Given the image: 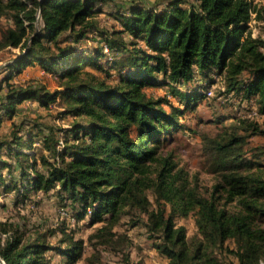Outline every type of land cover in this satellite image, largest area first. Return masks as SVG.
I'll use <instances>...</instances> for the list:
<instances>
[{
  "label": "trees",
  "instance_id": "trees-1",
  "mask_svg": "<svg viewBox=\"0 0 264 264\" xmlns=\"http://www.w3.org/2000/svg\"><path fill=\"white\" fill-rule=\"evenodd\" d=\"M109 1L0 0V17L8 14L15 24L2 32L0 50L19 48L15 62L5 68L8 79L39 63L62 80L53 91L43 84H9L0 96V127L5 117L19 114V104L27 100L48 107L63 98L74 118L61 140L43 137L38 124L14 123L10 138L0 139V195L15 192L27 198L31 192L53 191L76 211L79 221L89 217L90 223L107 222L110 228L126 207L127 213L140 208L148 215L155 248L170 264H220L216 251L230 238L237 243L232 251L240 264H262L264 152L249 157L245 144L264 129L241 119L224 125L216 136L203 137L206 170L218 177L209 196L191 184L174 151L163 150L185 127V113L195 110L219 80L223 93L254 100L264 115V39L250 30L253 15L264 21V3H133L119 16L123 27L103 38L101 48L81 50L98 5ZM39 21L43 25L37 29ZM125 33L130 42L123 38ZM123 48L127 55L121 58L116 79L83 68L90 64L102 71L101 57L112 60L111 54ZM159 84L169 87L178 104L168 96L147 93L149 86ZM39 142L52 161L42 150L38 153ZM148 190L156 195L155 209L150 210ZM191 213L201 234L192 244L186 228L176 222L177 216ZM69 238V246L53 248L26 241L0 221V257L4 264H75L80 246ZM52 250L65 260L52 262L47 255Z\"/></svg>",
  "mask_w": 264,
  "mask_h": 264
},
{
  "label": "rangeland",
  "instance_id": "rangeland-1",
  "mask_svg": "<svg viewBox=\"0 0 264 264\" xmlns=\"http://www.w3.org/2000/svg\"><path fill=\"white\" fill-rule=\"evenodd\" d=\"M167 1L110 0L98 5L100 11L95 12L92 16L94 27L88 29L81 46H78L81 47V50L101 48L103 38L123 27L119 16L126 13L131 4L142 2L144 5L158 4L160 6ZM255 2L264 3L260 0H255ZM14 25L12 17L8 14L0 17V37L4 30ZM42 25L43 23L39 21L36 23V28L40 29ZM250 27L253 36L264 39V21L257 20L253 15ZM123 38L126 42L132 40L129 33H125ZM67 42H71V40L64 44ZM139 46H144V43L139 41ZM18 53V47L8 46L0 50V96L5 93L9 84L13 83L43 84L51 91L61 87V77L56 73L46 71L39 63L26 66L20 74L15 73L11 79H8V71L5 68L15 62ZM126 55L127 53L123 48L111 54L112 60L110 57H101L100 61L104 65L102 71L96 70L90 64H84L83 68L94 71L101 76L116 79L119 75L121 58ZM223 85L222 81L219 80L215 86L210 87L209 90L212 91H207L204 100L195 110H189L185 113L181 119L185 127L175 134L169 146L163 150L164 154L170 150L174 151L179 166L185 168L191 184L196 186L198 191L205 196L210 195L218 177L206 170L208 155L203 150V137L216 136L223 132L224 125L238 123V120L241 119L256 123L261 129H264V115L257 111L256 102L244 100L239 95L223 93L225 90ZM168 91L169 87L163 84L147 88V93L151 96H168L169 100L178 104ZM19 106L21 107L19 114H15L12 118H4L0 127V139L10 138L14 123L21 124L20 122L25 121L28 125L38 124L39 129L37 131H40L41 135L44 132L43 137L61 140L65 138L64 128L71 125L74 120L66 112L68 106L63 98L51 102L48 107H44L38 102L35 103L33 100L24 101ZM219 116L223 118L221 122L217 120ZM27 128L24 126L22 129ZM239 132L245 133L240 128ZM36 145L38 153L42 150L44 154L50 155L48 150H43L41 142L36 143ZM245 149L249 157L255 151L264 152V133L250 135L245 144ZM3 158L7 159L8 157L4 155ZM49 158L51 161L53 160L51 155ZM3 171L8 175L6 169ZM49 194L31 192L27 198H19L15 192L0 195V221L6 222L8 231L16 230L23 234L26 241L44 242L53 248L69 246V236L73 237V240L79 242L80 246L75 264H170L168 257L155 248V239L150 237L146 225L148 215L142 209H129L130 211L127 213L128 207H126L119 222L110 228L109 225H106L107 222L90 223L89 217L79 221L75 216L76 211L71 206L60 201L56 195H53V191ZM146 196L152 203L150 210L155 209L157 207L156 195L152 190H148ZM169 209L170 206H168V211ZM176 222L177 225L186 228L187 237L191 244L201 238L195 214L191 213L188 217L177 216ZM259 222L264 224L263 221ZM225 246L216 251L219 263L240 264L235 251H232L237 247L236 241L230 238L226 241ZM47 255L51 257L50 260L54 263H62L65 260V257L56 250L47 252ZM0 264H4V262L2 261ZM262 264H264V260H262Z\"/></svg>",
  "mask_w": 264,
  "mask_h": 264
},
{
  "label": "built area",
  "instance_id": "built-area-1",
  "mask_svg": "<svg viewBox=\"0 0 264 264\" xmlns=\"http://www.w3.org/2000/svg\"><path fill=\"white\" fill-rule=\"evenodd\" d=\"M10 70H12V69H10ZM13 71V70H12ZM209 91H212V90H209ZM210 94H211V92H210Z\"/></svg>",
  "mask_w": 264,
  "mask_h": 264
},
{
  "label": "crops",
  "instance_id": "crops-1",
  "mask_svg": "<svg viewBox=\"0 0 264 264\" xmlns=\"http://www.w3.org/2000/svg\"><path fill=\"white\" fill-rule=\"evenodd\" d=\"M34 101V100H33ZM35 103H37V101H34Z\"/></svg>",
  "mask_w": 264,
  "mask_h": 264
},
{
  "label": "water",
  "instance_id": "water-1",
  "mask_svg": "<svg viewBox=\"0 0 264 264\" xmlns=\"http://www.w3.org/2000/svg\"><path fill=\"white\" fill-rule=\"evenodd\" d=\"M1 258V257H0ZM2 259V258H1ZM3 260V259H2ZM4 262V261H3Z\"/></svg>",
  "mask_w": 264,
  "mask_h": 264
}]
</instances>
